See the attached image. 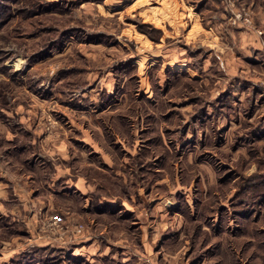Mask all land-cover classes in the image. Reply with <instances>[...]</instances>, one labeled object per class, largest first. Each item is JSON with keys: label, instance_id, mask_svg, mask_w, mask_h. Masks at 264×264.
I'll return each instance as SVG.
<instances>
[{"label": "rangeland", "instance_id": "obj_1", "mask_svg": "<svg viewBox=\"0 0 264 264\" xmlns=\"http://www.w3.org/2000/svg\"><path fill=\"white\" fill-rule=\"evenodd\" d=\"M259 1L11 0L0 264H264Z\"/></svg>", "mask_w": 264, "mask_h": 264}, {"label": "crops", "instance_id": "obj_2", "mask_svg": "<svg viewBox=\"0 0 264 264\" xmlns=\"http://www.w3.org/2000/svg\"><path fill=\"white\" fill-rule=\"evenodd\" d=\"M257 7L259 9V12H258V22H259V25L257 24L256 27L259 28H263L264 27V1H259V3L257 4ZM264 29V28H263ZM245 34L246 36V39H249L251 42H249L250 46L247 48L249 49L250 48V51H247L249 52V55L252 56L253 58H259V55L258 54H263V46H262V37L263 36H260L258 34V30L257 28H246L245 31L242 32V34ZM261 52V53H260ZM0 165L1 162H0ZM4 167L0 166V171H4L3 169ZM84 179V178H83ZM82 177H80V179L77 181L78 182V186L81 188V190H86L87 191V186H90L88 184V181L86 180H83ZM70 181H72V179H70ZM24 183H26L24 181ZM23 183V184H24ZM0 190L1 192L0 193H3L4 190H2V186L4 183H0ZM23 184H19V195L22 196V206L26 207L27 206V203H28V200H29V203H33V199H31V195H32V190L30 191L29 189H27ZM0 198H5L2 194L0 196ZM30 198V199H29ZM53 204V203H52ZM54 205V204H53ZM51 208H53V206H51ZM27 209V208H26ZM65 210L67 211V214H69V209L68 208H65ZM35 215V214H34Z\"/></svg>", "mask_w": 264, "mask_h": 264}, {"label": "trees", "instance_id": "obj_3", "mask_svg": "<svg viewBox=\"0 0 264 264\" xmlns=\"http://www.w3.org/2000/svg\"><path fill=\"white\" fill-rule=\"evenodd\" d=\"M11 8L12 5H11V0H3L2 3H0V24L2 23L3 19H1V14H2V11L5 10V11H8L9 12V15L11 14ZM8 18V16H7ZM147 26V25H146ZM142 27H145L144 25ZM157 30V29H155ZM264 176H259V175H253V176H250V178H248L246 180L247 183H249L250 181L253 182V181H257L259 182V179L260 178H263ZM248 185V184H247Z\"/></svg>", "mask_w": 264, "mask_h": 264}, {"label": "built area", "instance_id": "obj_4", "mask_svg": "<svg viewBox=\"0 0 264 264\" xmlns=\"http://www.w3.org/2000/svg\"><path fill=\"white\" fill-rule=\"evenodd\" d=\"M239 15H240L239 16L240 18H243V22H246L247 24H252V21H251L252 16H251V13L249 11H245L243 14H239ZM259 33L262 34L263 31L260 30ZM78 227L76 226L77 229H73V230H75L77 233L82 232L83 227L82 226H78ZM69 229H71V228L69 227Z\"/></svg>", "mask_w": 264, "mask_h": 264}]
</instances>
